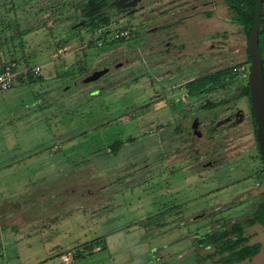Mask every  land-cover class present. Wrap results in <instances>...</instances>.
Wrapping results in <instances>:
<instances>
[{
    "label": "rangeland",
    "instance_id": "374dc122",
    "mask_svg": "<svg viewBox=\"0 0 264 264\" xmlns=\"http://www.w3.org/2000/svg\"><path fill=\"white\" fill-rule=\"evenodd\" d=\"M86 3L0 0V62L14 61L23 73L21 83L0 92V264H64L62 255L69 264H209L204 257L214 240L237 227L249 244H261L243 264H264V231L247 224L264 183L217 193L231 182L230 168L197 174L175 158L157 162L160 147L167 154L165 147L175 144L159 145L164 124L201 101L206 87L190 95L196 84L181 83L193 70L181 78L142 65L159 54L148 53L141 27L128 19H113L130 32L122 43L88 47L90 27L69 29ZM231 46L234 58L219 74L222 84L237 80L232 66L246 60L243 35ZM33 66L42 67V76L27 79ZM107 66L98 81L80 83ZM224 144L226 158L236 154L247 172L257 167L248 123ZM138 161L149 167L123 174ZM213 206L233 209L218 215Z\"/></svg>",
    "mask_w": 264,
    "mask_h": 264
},
{
    "label": "flooded vegetation",
    "instance_id": "af4514ba",
    "mask_svg": "<svg viewBox=\"0 0 264 264\" xmlns=\"http://www.w3.org/2000/svg\"><path fill=\"white\" fill-rule=\"evenodd\" d=\"M229 1L236 7L242 4V0ZM97 2L102 19H128L141 27V38L146 44L144 47L148 48V53L159 54L157 61H145L142 65L148 67L149 64V67L166 69V76H170L173 70L181 78L184 71L193 70V75L184 76L182 86L204 79L206 88L203 99L192 107L182 109L176 114V118L164 124L165 129L158 135L159 145H162L164 140H174L175 144L172 148L165 147V150L169 151L167 154L164 153L163 147H160L157 162L162 163L175 158L177 162L184 163L189 172L197 174L211 170L220 173L230 168V175L233 176L231 182L215 189L217 193L225 192L237 185L241 187L246 186V183L252 185L259 175H264L263 164L258 154L256 127L252 120L250 94L249 96L246 94L247 77L246 82L239 77L229 84H222L219 78V74L228 69V63L233 62L235 50L231 46L232 38L242 35L241 26L230 13L228 0H97ZM81 22L82 27L91 25L89 19L82 17L70 22L69 29L81 28L76 27ZM259 36L260 41L264 39L263 30ZM261 58L264 60L263 53ZM248 61L246 56L244 62L234 63L233 73L239 75L237 69L245 67ZM133 63L132 61L130 64ZM105 68L110 70L109 66ZM245 123L252 129L258 162L257 167L249 172L246 171L244 163H238V159L234 157L236 154L225 157L227 144L224 142L228 140L232 131ZM148 167L149 164L141 165L138 161L123 169V174H139ZM236 176L240 178L237 179ZM263 183L264 180L262 183H256V187L262 186ZM249 188L246 186L243 190ZM255 200L258 201L257 198ZM263 201L264 197L257 204ZM228 207L221 209V206H213L209 209L213 208L218 215H225L233 209Z\"/></svg>",
    "mask_w": 264,
    "mask_h": 264
},
{
    "label": "trees",
    "instance_id": "16d2710c",
    "mask_svg": "<svg viewBox=\"0 0 264 264\" xmlns=\"http://www.w3.org/2000/svg\"><path fill=\"white\" fill-rule=\"evenodd\" d=\"M86 4L81 6V10L83 11V17L89 19L91 22L90 28L91 31L94 32L98 30L99 28L103 26H108L113 19H102L100 16V6L97 2V0H86ZM256 3L257 0H242V4L240 7H236L232 4L231 1L228 0V6L230 13L233 17V19L236 21L238 25L242 28V34L245 38V44H246V56L247 59H250V56L248 54V39L249 35L251 33V30L253 28L254 24V18H255V9H256ZM262 18H264V0L262 2V8H261V19H260V28H259V34L260 31H264V20L262 24ZM89 28V27H88ZM1 32V31H0ZM1 34V33H0ZM23 33H18L17 37H21ZM92 34V35H93ZM94 36V35H93ZM102 37V36H101ZM101 37L94 36V39L90 41L87 46L91 47L96 42L95 40H99ZM15 38V37H14ZM12 38L11 40H13ZM124 40H115V41H109L106 42V39H104V45L108 44H115V43H122ZM258 43L260 48V54L262 57V53L264 54V39L260 41V36L258 35ZM1 50V49H0ZM0 56L2 57V53L0 51ZM16 65V71L17 70V64L14 61H3L0 62V72L3 69L4 66L10 65V64ZM263 64V72H264V60L262 59ZM81 73L86 74L89 72L88 69H79ZM23 74V73H22ZM22 74L17 76V82L21 83L23 81ZM27 79H32L34 76L30 73V71H27L25 73ZM40 78V77H39ZM198 80L192 81L189 83V85H195V90H190L189 94H195L201 91L202 86H205L203 83L202 85H197ZM246 94L249 96V87L246 85ZM251 108V106H250ZM254 127H256V122L254 121V118L252 117ZM258 150V149H257ZM258 154L260 155L263 168H264V162H263V155L258 151ZM264 180V175H259V177L256 178V181L262 183ZM248 225H259L262 228V231H264V201L260 202L254 213L252 214V217L247 222ZM232 236H229L230 233H223V235L214 240V250L211 254H208L204 257L205 260H212L209 264H240L246 261H250L253 257L259 254L261 250V244L260 243H253L249 244L250 238L245 236L243 233V229L240 227H237V229H233L231 232ZM85 245V247H84ZM84 248H89L92 246V244H84ZM219 257L218 259H214L215 257Z\"/></svg>",
    "mask_w": 264,
    "mask_h": 264
},
{
    "label": "water",
    "instance_id": "95a60500",
    "mask_svg": "<svg viewBox=\"0 0 264 264\" xmlns=\"http://www.w3.org/2000/svg\"><path fill=\"white\" fill-rule=\"evenodd\" d=\"M262 2L263 0H257L256 3L254 24L248 39V54L250 59L246 65H248L247 82L249 86L250 104L252 107L254 120L257 124L255 129L256 140L259 152L264 157V76L262 58L258 43ZM82 26L83 22L76 25V27ZM121 65L122 64H117L114 67L118 68ZM108 72L109 68L95 70L90 75L80 80V83L87 85L96 82Z\"/></svg>",
    "mask_w": 264,
    "mask_h": 264
},
{
    "label": "built area",
    "instance_id": "2783aa9c",
    "mask_svg": "<svg viewBox=\"0 0 264 264\" xmlns=\"http://www.w3.org/2000/svg\"><path fill=\"white\" fill-rule=\"evenodd\" d=\"M116 21L112 20L111 23L108 26H103L96 30L94 32V36L101 37L99 40L97 39L98 46H102L104 43V39L110 41L115 40H126L130 32L127 29L124 28H116ZM61 51V50H60ZM16 65L10 64L3 67V69L0 72V92L7 91L11 89L17 82V76L21 73L19 71H16ZM30 73L36 77L39 78L42 76V67L41 66H33L30 69H28ZM27 72V71H26ZM237 72L239 73V76L241 79H245L247 77V72L245 67H240L237 69ZM61 261L64 264H69L71 261V258L68 255H62Z\"/></svg>",
    "mask_w": 264,
    "mask_h": 264
},
{
    "label": "crops",
    "instance_id": "0c3cea01",
    "mask_svg": "<svg viewBox=\"0 0 264 264\" xmlns=\"http://www.w3.org/2000/svg\"><path fill=\"white\" fill-rule=\"evenodd\" d=\"M243 35V34H242ZM247 262V261H246ZM244 263V262H243ZM243 263H240V264H243Z\"/></svg>",
    "mask_w": 264,
    "mask_h": 264
}]
</instances>
